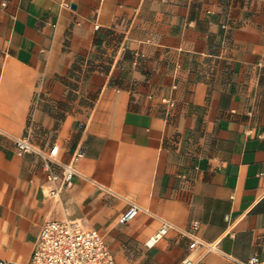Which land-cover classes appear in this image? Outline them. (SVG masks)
Instances as JSON below:
<instances>
[{"label": "crops", "instance_id": "1", "mask_svg": "<svg viewBox=\"0 0 264 264\" xmlns=\"http://www.w3.org/2000/svg\"><path fill=\"white\" fill-rule=\"evenodd\" d=\"M25 136L79 154L57 197ZM48 220L116 264L264 259V0H0V261L27 262Z\"/></svg>", "mask_w": 264, "mask_h": 264}, {"label": "built area", "instance_id": "2", "mask_svg": "<svg viewBox=\"0 0 264 264\" xmlns=\"http://www.w3.org/2000/svg\"><path fill=\"white\" fill-rule=\"evenodd\" d=\"M168 106H173L171 100H166ZM15 147L23 153H31L41 160V169L46 174V181L52 185L48 195L55 198L62 189L71 185L77 171L74 167L76 155L68 163L56 162L49 152L34 146L25 137L15 138ZM138 206L131 204L120 216V223H128L139 214ZM171 225L163 222L159 231L150 237L145 246L151 248L157 240L166 234ZM197 225L192 226L191 231L183 232L184 236L191 239L189 249L203 247L211 250L212 247L201 241L194 233ZM0 264L6 262L0 261ZM24 264H116L115 259L101 234L92 228H87L76 221L48 220L43 223L30 258ZM183 264H191L188 259ZM244 264H264V259L252 255Z\"/></svg>", "mask_w": 264, "mask_h": 264}]
</instances>
